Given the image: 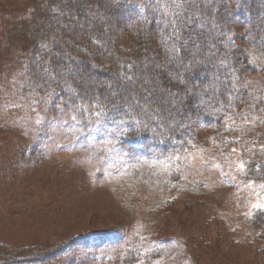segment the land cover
I'll use <instances>...</instances> for the list:
<instances>
[{
  "label": "trees",
  "instance_id": "obj_1",
  "mask_svg": "<svg viewBox=\"0 0 264 264\" xmlns=\"http://www.w3.org/2000/svg\"><path fill=\"white\" fill-rule=\"evenodd\" d=\"M13 1L17 7L0 10V128L12 112L39 109L79 129L99 123L98 138L114 127L119 149L166 161L186 154L198 130L209 129L213 141L242 157L241 177L264 192V0ZM5 156L3 168L15 157ZM201 187L173 195L159 216L172 218L176 199L203 195ZM204 219L197 234L158 238L143 257L176 249L182 259L221 264L239 240L215 227L217 217ZM249 224L252 252L264 261V206ZM114 237L94 234L86 244L102 249L125 240ZM66 241L22 248L0 242V264L61 263L81 247L80 237ZM136 259L132 250L129 264Z\"/></svg>",
  "mask_w": 264,
  "mask_h": 264
},
{
  "label": "rangeland",
  "instance_id": "obj_2",
  "mask_svg": "<svg viewBox=\"0 0 264 264\" xmlns=\"http://www.w3.org/2000/svg\"><path fill=\"white\" fill-rule=\"evenodd\" d=\"M15 7L13 0H0V10ZM2 124L0 153L15 155L5 168L0 158L3 244L49 247L80 237L81 247L57 264H129L132 250L137 256L133 264H208L189 254L182 259L176 249L152 261L143 254L156 239L193 236L204 218L217 217L221 226L215 227L231 229L239 240L221 264H264L252 252L254 234L249 224L252 212L264 206V192L259 184L241 177L242 157L213 141L209 129L198 130V143L186 154L166 161L134 157L119 149L110 135L118 131L114 127L98 138L93 129L99 123L79 129L77 122L39 109L12 112ZM32 147L34 157L26 162L22 156ZM42 181L44 197L37 190ZM199 184L203 195H181L175 198L172 218L159 216L166 200L178 193L190 194L191 186ZM196 198L204 203L197 205ZM101 233L123 235L125 240L109 248L87 246L94 234Z\"/></svg>",
  "mask_w": 264,
  "mask_h": 264
}]
</instances>
